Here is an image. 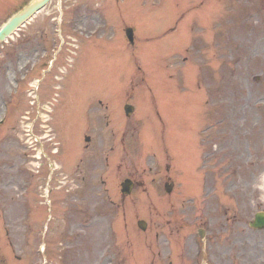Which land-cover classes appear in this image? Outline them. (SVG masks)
I'll use <instances>...</instances> for the list:
<instances>
[{"label": "rangeland", "instance_id": "rangeland-1", "mask_svg": "<svg viewBox=\"0 0 264 264\" xmlns=\"http://www.w3.org/2000/svg\"><path fill=\"white\" fill-rule=\"evenodd\" d=\"M26 1L0 0V26ZM95 3L99 9L110 7L114 18L90 22L91 28L98 26L96 32L82 36L77 46L71 47L76 30L67 20L75 13L88 12L85 9L94 8ZM250 5L260 8L263 18L264 0H53L31 24L0 45V118L7 116L0 124L3 264H33L27 262V251L22 252V260L14 257L9 237L18 243H25L27 238L32 251L29 257L41 263V240H36L34 232L40 237L46 221V210L43 214L38 209V191L43 185L45 189L60 186L54 190L57 206H68L62 201L77 197L85 209L77 207L74 211L79 219V238L73 264H166L170 260L191 264L197 259L192 263L196 264L202 259L200 246L224 245L229 237L247 229L240 222V212L247 213L254 179L264 175V32L259 29L262 23L254 22L261 18L249 16L253 10ZM52 17L63 20L66 26L62 34L67 37L59 58L50 55L43 65L46 73L41 74L40 95L42 101L52 100L49 108L53 113L46 110V103L38 112L24 90L26 71L34 64L26 55L25 40L29 32L34 41L39 33L51 36L56 25ZM178 21V28L167 32ZM250 21L255 26L249 34ZM121 25L134 29L136 47ZM68 48L73 50L71 55ZM69 55L72 60H68ZM64 63L67 72L61 75L66 71ZM77 75L81 88L74 80ZM131 83H139L140 88L137 98L130 101L136 113L125 117L119 98L123 96L126 101ZM107 88L112 100L108 113L115 126L105 120L89 123L83 132L91 136L90 146L83 138L79 149L65 146L67 133L72 130L74 139L79 128L71 129L60 113L65 110L68 120L78 115V120H87V113H72L73 107L67 103L71 99L78 102V92L84 104L90 102L88 93H94L98 103ZM157 109L166 123L165 131ZM46 119L50 122L45 125ZM29 125L38 138L26 135ZM45 126L53 132H47ZM112 126L119 130L112 132L115 137L109 135ZM41 146L51 159L43 157L33 165L31 155ZM53 148L59 152L52 154ZM168 157L171 175L165 168ZM77 164L82 168L75 167ZM203 166L215 180L208 188L199 187L200 179H204ZM66 176L68 180L63 181ZM82 176H86L84 182ZM171 176L183 187L168 194L165 180H173ZM127 177L137 185L130 195H123L118 187ZM71 180L80 187L67 192L69 186L76 188ZM230 180L235 181L232 188H239V196L228 190ZM80 188L85 189L82 194ZM208 189L212 194L204 198ZM27 200L32 201L30 217L26 210L21 212L16 207L17 202L23 205ZM58 211L47 240H56L58 234L70 245L73 238L65 231L63 209ZM139 219L147 221L146 231L138 227ZM200 228L210 230L207 239L200 237ZM57 252L51 248L47 264H58Z\"/></svg>", "mask_w": 264, "mask_h": 264}, {"label": "flooded vegetation", "instance_id": "flooded-vegetation-1", "mask_svg": "<svg viewBox=\"0 0 264 264\" xmlns=\"http://www.w3.org/2000/svg\"><path fill=\"white\" fill-rule=\"evenodd\" d=\"M256 213L255 206H253L251 208L252 220ZM250 229V233L244 237L247 243H243L241 248L239 246L224 248L221 255L220 249L210 248V244H207L205 251L208 258L204 264H264V229Z\"/></svg>", "mask_w": 264, "mask_h": 264}, {"label": "water", "instance_id": "water-1", "mask_svg": "<svg viewBox=\"0 0 264 264\" xmlns=\"http://www.w3.org/2000/svg\"><path fill=\"white\" fill-rule=\"evenodd\" d=\"M48 0H36L35 2L31 3L29 6L24 8L20 13H18L0 32V40L4 39L8 34H10L15 28L21 25L25 20L31 17L35 11L41 8ZM129 34L131 35L130 31ZM132 109L129 108L128 112ZM126 189V183L124 184ZM141 226H145L143 222H140Z\"/></svg>", "mask_w": 264, "mask_h": 264}]
</instances>
